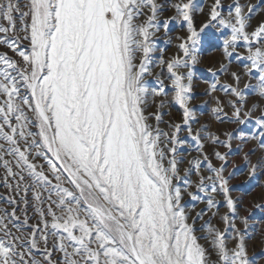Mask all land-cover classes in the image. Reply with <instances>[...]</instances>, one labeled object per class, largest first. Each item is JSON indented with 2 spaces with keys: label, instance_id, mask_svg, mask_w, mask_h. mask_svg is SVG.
Returning <instances> with one entry per match:
<instances>
[{
  "label": "snow or ice",
  "instance_id": "1",
  "mask_svg": "<svg viewBox=\"0 0 264 264\" xmlns=\"http://www.w3.org/2000/svg\"><path fill=\"white\" fill-rule=\"evenodd\" d=\"M213 41L220 134L193 103ZM245 169L264 176V0H0V264H264Z\"/></svg>",
  "mask_w": 264,
  "mask_h": 264
},
{
  "label": "rangeland",
  "instance_id": "2",
  "mask_svg": "<svg viewBox=\"0 0 264 264\" xmlns=\"http://www.w3.org/2000/svg\"><path fill=\"white\" fill-rule=\"evenodd\" d=\"M255 2V0H253ZM197 3L201 6L205 7L207 10V5L211 3V0H197ZM175 34V33H174ZM161 47H165V43L161 41ZM201 64H199L195 70L194 78L197 83V87L195 89L196 92V99L194 100V105L198 114H200V122L201 124L207 123L209 125V130L212 132H216L220 134L223 130L229 129L233 126L224 123L220 124L216 122L211 117L210 109L214 105L212 103L205 104V101L209 100V97L203 95L204 89L207 87L206 82H211L214 78L212 77L211 73L208 72V68H213L214 70L219 69L220 63L222 62L221 57V49L219 46V41H213L210 44L205 45L201 49ZM230 70H238L237 62L234 60L233 64L231 65ZM221 82H230V77L227 75H220ZM217 95H223L222 92H218ZM255 102V94L250 93L249 95V103ZM172 114L178 116L179 109L178 106L172 109ZM168 117L166 116L165 119ZM195 127H199V125H195ZM249 127H252L249 125ZM219 130V131H217ZM254 130V129H253ZM223 138V137H221ZM235 144L233 145L234 153L230 157L232 163L238 167L243 168V161L241 159L242 152L235 151ZM249 147H252L251 144L243 148V151H247ZM223 151V149H221ZM259 155V152H257ZM255 159V156L253 157ZM231 170V168H230ZM264 184V176H259L256 179L249 180L247 175V169L243 172H238L235 178L232 180L233 185V192L232 195L234 198H242L243 200V207L251 208L252 210V218L250 220V224L253 226L250 231H252L253 239L250 243L253 245V249L256 252H260L264 250V213L260 212L259 210L252 208V204L255 202H264L261 200L264 197V187L261 185ZM203 207L202 204L197 205V210ZM221 213L225 211L223 207L220 208ZM242 215H246L247 213L242 212Z\"/></svg>",
  "mask_w": 264,
  "mask_h": 264
}]
</instances>
